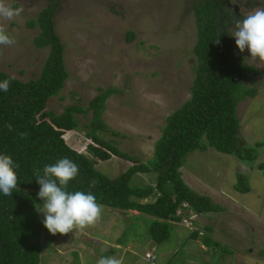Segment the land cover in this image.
Returning a JSON list of instances; mask_svg holds the SVG:
<instances>
[{"label":"rangeland","instance_id":"obj_1","mask_svg":"<svg viewBox=\"0 0 264 264\" xmlns=\"http://www.w3.org/2000/svg\"><path fill=\"white\" fill-rule=\"evenodd\" d=\"M52 1L57 3L52 22L63 45L68 78L60 93L47 100L45 110L59 115L68 106L86 108L98 88L115 89L102 113L107 130L99 136L142 164H150L166 118L191 95L198 65L193 52L197 41L193 4L198 0H5L23 12L12 20L0 19L16 41L0 45V72L21 82L39 78L49 51L35 48L33 39L39 30L27 23ZM225 1L243 17L264 8V0ZM234 26L226 29L238 62L258 72L245 83L256 96L240 101L236 108L239 139L254 157L240 161L213 149L192 151L179 169L187 187L209 197L222 211L192 213L175 223L161 244L148 234L154 218L136 211L124 214L103 206L94 226L67 235H52L42 223L37 238L40 264H96L102 256L122 259L123 264H264V62L252 60L247 49L240 52L232 37ZM128 33L133 35L130 40ZM77 117L84 126L91 113ZM63 139L91 158L95 170L109 179L132 165L115 156L108 161L94 159L85 150L91 142L81 130L65 132ZM239 175L249 192L236 189ZM155 180L152 171L139 173L130 186H154ZM244 204L246 212L241 208ZM38 214L42 222L44 217ZM195 231L197 237L190 239ZM203 238L211 244H204Z\"/></svg>","mask_w":264,"mask_h":264},{"label":"trees","instance_id":"obj_2","mask_svg":"<svg viewBox=\"0 0 264 264\" xmlns=\"http://www.w3.org/2000/svg\"><path fill=\"white\" fill-rule=\"evenodd\" d=\"M56 5V1L50 2L36 20L27 23L29 28L38 27L39 30L33 39L35 48L48 47L49 51L39 78L21 82L0 72V81H10L7 92L0 90V154L11 156L14 165L19 166L15 169L18 179L12 195L0 192V264L41 263L37 238L43 227L36 207L43 202L37 195L40 186L35 172L40 169L42 173L45 165L59 159L67 157L79 167L68 191H90L104 207L124 214L136 211L153 217L148 234L154 243L161 244L168 240L174 224L192 213L207 215L222 211L209 197L195 193L181 179L179 169L189 152L213 149L235 155L240 161L254 157L252 150L245 148L239 139L236 108L240 101L256 96L255 89H249L245 83L258 72L238 62L226 27L243 16L228 2L198 0L193 4L197 29L193 52L198 65L191 95L166 118L154 146L153 161L148 165L119 151L99 136L100 131L107 130L102 113L107 99L117 92L115 89L98 88V94L86 108L68 106L59 115L45 110L47 100L60 93L68 78L63 45L52 22ZM132 37V33H128V40ZM218 39L219 44L215 43ZM88 113H91L88 124L81 126L77 116ZM80 130L91 142L85 150L94 159L108 161L115 156L132 163L131 167L115 179L95 170L91 158L71 149L63 139L65 132ZM21 133L26 134L24 138ZM151 171L156 175L154 186H130L136 174ZM238 178L236 189L249 192L248 185L243 186L242 175ZM92 181L96 182L95 187H91ZM148 199L150 201L142 202ZM197 235V231L192 232L190 239ZM208 240L202 239L209 245Z\"/></svg>","mask_w":264,"mask_h":264},{"label":"clouds","instance_id":"obj_3","mask_svg":"<svg viewBox=\"0 0 264 264\" xmlns=\"http://www.w3.org/2000/svg\"><path fill=\"white\" fill-rule=\"evenodd\" d=\"M236 11V10H235ZM23 12V8H12L5 0H0V19L12 20ZM237 12V11H236ZM232 37L236 46L243 53L246 49L252 60L264 62V8H257L242 19L235 22ZM220 39L215 43L219 44ZM16 41L6 28L0 24V45L10 46ZM14 79V77H13ZM10 81H0V90L7 92ZM26 134L21 133V138ZM18 165H14L11 156L0 154V192L11 196L17 187ZM264 176V168L261 170ZM79 173L76 163L67 157L57 160L54 164L45 165L42 173L35 172L39 184L38 198L43 203L36 210L44 217L42 223L52 234L67 235L76 230L94 226L103 211V205L97 203L96 196L90 191H68V185ZM96 182H91L95 187ZM96 264H123L122 259L114 256H102Z\"/></svg>","mask_w":264,"mask_h":264},{"label":"crops","instance_id":"obj_4","mask_svg":"<svg viewBox=\"0 0 264 264\" xmlns=\"http://www.w3.org/2000/svg\"><path fill=\"white\" fill-rule=\"evenodd\" d=\"M242 145H245V143H244V144H242ZM260 165L262 166V164H260ZM260 165H259V166H260ZM263 167H264V166H263ZM243 170H244V169H243ZM180 172H181V171H180ZM244 172L246 173L247 171H245V170H244ZM261 172H262V171H261ZM189 188H190V187H189ZM190 189H191V188H190ZM195 193H197V194L201 195V194H200V193H198V192H195ZM210 197H211V196H210ZM145 201H146V202H148V201H150V199H148V200H145ZM262 201H263V203H264V199H263ZM246 207H247V206H245V204L241 206V208H242L243 212H246V211H247Z\"/></svg>","mask_w":264,"mask_h":264},{"label":"built area","instance_id":"obj_5","mask_svg":"<svg viewBox=\"0 0 264 264\" xmlns=\"http://www.w3.org/2000/svg\"><path fill=\"white\" fill-rule=\"evenodd\" d=\"M186 219H184L183 221H185ZM147 256V258H150V256H148V254L146 255ZM153 259H151V261H152Z\"/></svg>","mask_w":264,"mask_h":264},{"label":"water","instance_id":"obj_6","mask_svg":"<svg viewBox=\"0 0 264 264\" xmlns=\"http://www.w3.org/2000/svg\"><path fill=\"white\" fill-rule=\"evenodd\" d=\"M236 10V9H235ZM237 11V10H236Z\"/></svg>","mask_w":264,"mask_h":264}]
</instances>
